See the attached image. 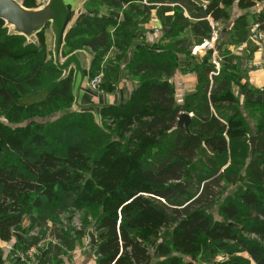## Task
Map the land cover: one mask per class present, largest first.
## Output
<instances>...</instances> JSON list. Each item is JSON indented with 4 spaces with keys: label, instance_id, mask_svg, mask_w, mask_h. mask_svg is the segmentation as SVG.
I'll use <instances>...</instances> for the list:
<instances>
[{
    "label": "trees",
    "instance_id": "16d2710c",
    "mask_svg": "<svg viewBox=\"0 0 264 264\" xmlns=\"http://www.w3.org/2000/svg\"><path fill=\"white\" fill-rule=\"evenodd\" d=\"M204 1L205 7L195 0H92L106 14L98 8L82 13L65 36V51L90 49L95 54L92 73L103 72L100 88L105 91L113 89L129 56L128 73L139 78V89L126 104L101 109L118 114L112 130L93 125L90 112H69L65 119L76 120L74 127L82 134L75 143L67 138V126L58 135L50 133L60 121L26 128L0 121V241L15 239L17 250L37 246V237L23 231L24 218L44 227L48 217L32 212L59 201L56 187L66 195L65 208L70 207L69 194L79 193L83 208L95 216L99 238L93 264H188L174 253L220 250L245 254L228 264H264V104L235 96L240 64L234 61L243 59L227 49L242 43L250 53L258 49L246 19L228 29L226 43L218 38L219 71L207 59L197 66L200 83L185 106L177 104L170 82L179 55L189 58L195 45L212 39L211 21L229 18L226 7L233 0ZM252 2L240 0L245 6ZM153 11L167 31L151 46L141 25ZM254 17L264 31V14ZM112 51L114 58L106 60ZM50 56L45 46L10 34L0 19V116L21 122L23 115L42 117L73 105L72 76L62 77ZM185 112L192 114L190 134L177 128ZM112 142L121 145L118 152L112 153ZM129 145L133 155L125 151ZM93 152L102 154L98 171ZM102 182L111 183V190L101 188ZM138 182L146 191H136ZM232 186L238 189L230 193ZM28 198L31 205L25 207ZM102 200L110 204L103 210L88 205ZM49 235L57 244L44 260L53 256L52 264H66L58 256L64 248L74 250L75 243L58 227Z\"/></svg>",
    "mask_w": 264,
    "mask_h": 264
},
{
    "label": "crops",
    "instance_id": "0c3cea01",
    "mask_svg": "<svg viewBox=\"0 0 264 264\" xmlns=\"http://www.w3.org/2000/svg\"><path fill=\"white\" fill-rule=\"evenodd\" d=\"M204 2L206 4L208 3V1ZM49 4L52 5L53 17L48 24L55 38L51 50L54 62L62 71V77L72 76V93L74 97L73 110L78 112H90L98 116L103 107L120 106L129 102L139 89V78L132 77L128 73L127 66L130 62L129 56L125 57L120 66L119 75L114 78L115 83L113 89L105 91L101 88H93L91 84L94 78L102 76L103 73L100 72L96 75L92 73L91 68L95 54L88 48L74 52L65 51V36L67 32L75 25L76 20L82 13L88 12L92 0H49L46 6ZM100 14H106V10H104V13ZM232 21H234V19H232L231 22ZM211 24L214 26L213 35L214 33L217 34L221 43H226L229 36L227 31L230 27L223 28L222 33H219L215 27V24L218 25V23H213L211 21ZM141 29L145 32V41L148 44H155L161 42L163 33H165L164 29L166 28L163 27L156 12L153 11L149 20L141 25ZM209 41H206V43L201 46L199 45L193 48L190 51L191 54L189 58H186L185 55H179L180 63L175 74L170 78V82L174 87L176 102L180 106H185L186 99L195 95L197 92V87L200 83V75L197 68L199 64L207 59L209 63H212L216 67L217 71L221 68L223 56L217 51V46L218 43L220 44V41L218 43L217 41L216 43ZM214 44L215 49H212ZM227 49L231 54L243 59L234 61V65L240 64V74L237 79L238 83L233 85L235 96H237L241 102L248 100L258 101L264 104V66L261 61H258L262 55L260 46L256 52L253 53H250L247 43L228 45ZM111 53H113V51ZM249 64L251 68H249ZM190 115L192 116V114ZM34 235H36L35 230ZM29 236L31 239L34 238L33 233ZM38 245L31 246L27 249L21 246L23 249L17 250L18 244L15 239L10 242L0 241V247L3 250L4 264H25L19 259L17 261V259L14 258L15 255L11 256L10 253L12 252L10 251H16L17 253L23 251L27 252L36 249ZM11 257L13 258V262L10 259ZM90 261L92 262L86 261V264L94 263L93 259Z\"/></svg>",
    "mask_w": 264,
    "mask_h": 264
},
{
    "label": "rangeland",
    "instance_id": "374dc122",
    "mask_svg": "<svg viewBox=\"0 0 264 264\" xmlns=\"http://www.w3.org/2000/svg\"><path fill=\"white\" fill-rule=\"evenodd\" d=\"M16 1L19 4H22L23 6H24V4H23L24 1H26L28 3L29 7H25V6L24 7L27 10H32V11L45 8L49 2V0H16ZM252 1H253L252 4L249 6L242 5L240 3V0H233L232 2H230L228 4V6L226 7L229 18L225 22H220V23H218V25L215 24L216 30L219 33H222L223 28H225V27L233 28L236 23L244 22V21H242L243 19H246V21L249 23L250 29L253 30V26L258 23V21L255 20L256 18L254 16L258 15V14H264V0H252ZM97 8L99 9L100 13H104V10H105L104 7L100 8V7H98V5H94V4H91V7L89 6L88 11L93 12ZM232 19H234V21L231 22ZM4 25L10 34H17L15 31V28L12 25L8 24L5 21H4ZM227 25H229V26H227ZM258 33H260V35L262 34V38L260 41H258V40L253 41L252 39H250V38L249 39L253 45H257V47L260 46L261 51H262V55H261V58L258 59V61H261L263 63V66H264V31H261L259 29ZM189 36H190V34H189ZM25 37H26L28 42H32L34 44L45 46L47 49V52H50L52 55V57L51 56L50 57L54 60L53 53H52L51 49H52V43H54L55 38H54V35L52 33V30L49 28V24L45 28H38L35 33H33L30 36H25ZM218 37L219 36L217 35V38L214 41L215 43H216ZM227 41H228V39H227ZM209 42L213 43V40L211 39ZM204 43H206V41H204L202 44H199V45L201 46ZM155 44L157 45V43H155ZM155 44H149V45L152 46ZM199 45H195L193 48H195L196 46H199ZM214 47H215V44H214L212 49H215ZM137 52H138V50L136 52H134L133 55H136ZM114 55H115V52L111 53L109 56L106 57V60L109 61V59H113ZM50 57H49V59H51ZM249 68H251V65L249 66ZM98 77L103 79V77H104L103 73H102V76H98ZM100 85H101V83H100ZM72 111H74L73 105L71 107L65 108V109L60 110V111H53L51 114L46 115V116H42V117H39L36 115L34 116L31 114H28V116L23 115V119L21 120V122H13V120L6 119L5 116L1 115L0 121H1V123H4L5 125H8L9 127H12V128H13V126H15L17 128L18 127L26 128L28 126L34 127V126H39V125L45 127L51 123H56L57 121H60L56 127H53L50 130V133H53L54 135H58L60 133L61 128L67 126V128L69 129V131L67 133V138L69 137V139H70L69 142L75 143L81 139L82 134L78 128L74 127V122L76 120H74L72 118L65 119V116L69 112H72ZM76 113H85V112L76 111ZM91 117H92L91 119H93L92 124L101 128V130L105 129V128H103L104 124L107 125L108 128L111 127V130L117 125L118 114H116V113H101L100 112V115H98V116H95L91 113ZM253 136H255V133L252 134V137ZM113 138H115V136ZM139 141H135V143H138ZM115 142H117V141H115ZM55 143H57L59 146H62V144H63V142H61L60 140H56ZM86 144L91 145L92 143H90V141L88 139V140H86ZM112 144H113L112 153L118 152L119 149H121L120 144H116V143L114 144V142H112ZM0 146H3V143L0 142ZM12 146H13V144H12ZM10 147H11L10 145L7 146L8 149ZM125 151L130 152V154H132V155L135 153V149L130 145L126 146ZM92 156H93V159L95 158V163H94L95 170L98 171L103 165V160L101 158L102 154H100L99 152H97V153L93 152ZM110 158L112 159L111 156H110ZM113 167H116V165H113ZM110 171H111V173H114L116 170H115V168H113ZM246 183L247 182L245 180H243V182L241 183V186H245ZM96 184H98V183L94 182L93 186H95ZM100 187L103 189L108 187V190H111V183H103L102 182L100 184ZM235 187L236 186H232L230 188V193L231 192L233 193L235 190L238 189V187H236V188ZM88 189H90V187H88ZM136 189H137L136 191H138V192L146 191L144 185L141 186L140 183L137 185ZM54 191H56L58 193V197H59V201L56 204H49L48 202H46L45 207H48L47 209H44V208L43 209H37L36 208V209H33L34 212H32L33 214L35 213V216H37L38 215L37 212H39V215L48 217V222L46 223V225H44V227L38 228V227L31 226L30 220H29L30 217L25 216V218H24V222H23V226H22L24 233L28 236L33 233V236L37 237V239L39 240V245L35 249L37 251L31 255V257H30L31 260H35V259L41 258V257H42L41 259L44 260V256L47 253L48 249H50L51 245L57 244V241L52 239L50 237L49 233H50L51 229H53V227H58L59 229L64 230V233L69 235L70 238L72 239V241L75 243L74 244L75 245L74 250L67 251L64 248L62 253L58 256V259L65 261L66 264H86V261L92 262V261H90L91 259H93L95 262L97 259L96 249L91 244V241L89 238V232L90 231H92L93 234L96 236L97 241L99 238L98 237L99 232L96 230L95 216L93 215V213L90 210L83 208L82 201H81V199H79V197H80L79 193L78 194H73V193L69 194V196H68L69 200L68 201H70L69 202L70 207L65 208V205H63L62 202L64 200V197H66V195L64 193L60 192L58 190V188H56V187L54 188ZM140 194L148 195L147 193H140ZM110 198H111L110 200L115 199L114 196H111ZM27 200H26L25 207H30V205H31V203L29 201L30 198H28ZM105 203L110 205L109 202H107V201L104 202V200L98 201V202H92L88 205L93 207V206H95V204H99L98 210H103L104 207H106ZM120 212H121V208L118 210V213H120ZM215 217L219 218V215L217 214V212H215ZM34 230H35L36 235H34ZM150 251L154 253V249L151 247H150ZM10 252H13V255H15V258H16V255H17L16 251H10ZM211 252L212 251H210L209 253L205 252V251H200V252H197V253L192 254V255H184V254H180V253H174V254L180 258L181 262H184V263L187 262L188 264H228L229 262H233L237 255H241V256L244 255L245 256L244 253L236 255L234 253H231L228 250H226V251L220 250V251H216L213 253H211ZM10 259L13 262V258L11 257ZM46 259L47 260H44V261H47L49 264H52L53 260H50V259H56V257H53V256L47 257L46 256ZM154 260H157L155 256H154Z\"/></svg>",
    "mask_w": 264,
    "mask_h": 264
},
{
    "label": "water",
    "instance_id": "95a60500",
    "mask_svg": "<svg viewBox=\"0 0 264 264\" xmlns=\"http://www.w3.org/2000/svg\"><path fill=\"white\" fill-rule=\"evenodd\" d=\"M200 6H205L203 0H195ZM53 17L52 5L49 4L43 9L27 10L22 4L16 0H0V19L12 25L19 35L30 36L37 31L38 28H44ZM167 30L164 29V32ZM192 116L183 113L177 123V128L182 129L190 134V124ZM256 138L251 139L252 149H254ZM91 244L96 246L98 241L92 231L89 232Z\"/></svg>",
    "mask_w": 264,
    "mask_h": 264
},
{
    "label": "built area",
    "instance_id": "2783aa9c",
    "mask_svg": "<svg viewBox=\"0 0 264 264\" xmlns=\"http://www.w3.org/2000/svg\"><path fill=\"white\" fill-rule=\"evenodd\" d=\"M259 29H260L259 24H255L253 26V30H252V34H251V39L253 41L261 40L262 34L260 35V33H258ZM216 38H217V34L214 33V35L212 37L213 42L216 40ZM100 83H101V78L98 76L91 81L93 88H96V89H98L100 87ZM35 252H36L35 249H32L31 251H27V252H19V253H17V257L20 261L24 262L25 264H49L47 261H44L41 258L31 260L30 257Z\"/></svg>",
    "mask_w": 264,
    "mask_h": 264
}]
</instances>
